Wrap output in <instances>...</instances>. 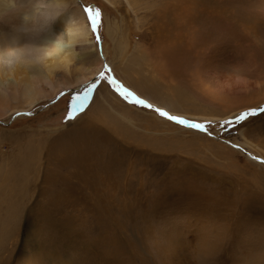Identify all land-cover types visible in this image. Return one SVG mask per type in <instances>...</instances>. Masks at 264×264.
<instances>
[{
    "label": "rangeland",
    "instance_id": "rangeland-1",
    "mask_svg": "<svg viewBox=\"0 0 264 264\" xmlns=\"http://www.w3.org/2000/svg\"><path fill=\"white\" fill-rule=\"evenodd\" d=\"M76 3L81 89L0 90V264H264V0Z\"/></svg>",
    "mask_w": 264,
    "mask_h": 264
},
{
    "label": "bare ground",
    "instance_id": "bare-ground-1",
    "mask_svg": "<svg viewBox=\"0 0 264 264\" xmlns=\"http://www.w3.org/2000/svg\"><path fill=\"white\" fill-rule=\"evenodd\" d=\"M67 2L75 8L64 9L56 18V12ZM40 4V0H0V22L5 23L0 26V90L10 96L19 95L26 105L19 109L30 108L44 97L49 91L43 86L56 91L75 82L77 90L81 89L84 82L79 77L83 74H74L80 68L87 72L98 66L94 53H86V49L93 48L91 30L85 10L76 0H52L44 4L47 9H39ZM78 160L71 159L74 177L83 180L91 163ZM101 175L109 180L104 172ZM104 183L110 186V182ZM204 241L208 243L206 238Z\"/></svg>",
    "mask_w": 264,
    "mask_h": 264
},
{
    "label": "snow or ice",
    "instance_id": "snow-or-ice-1",
    "mask_svg": "<svg viewBox=\"0 0 264 264\" xmlns=\"http://www.w3.org/2000/svg\"><path fill=\"white\" fill-rule=\"evenodd\" d=\"M86 11L89 12V16H90V19H91L92 29H93V31H95L96 30V27H97V23H98L97 17L99 16V13L97 12L95 16H92L90 9L89 10H86ZM89 91H91V89H89ZM126 95H131V93H127ZM136 103L144 104L145 102L143 100H137ZM146 106L149 107V108L152 107V105H150V104L149 105H146ZM156 111L159 113V115H161L162 117H167L169 120H177L178 119L175 116H169L167 112L162 111L159 108H157ZM261 111H264V109H261ZM251 114H254V113H251ZM246 115H248V113L242 114L239 117V119L240 120H243ZM178 122L181 123V124H186L187 123V121H184V120H178ZM189 126L190 127H194V128H202V125H198V124H191Z\"/></svg>",
    "mask_w": 264,
    "mask_h": 264
}]
</instances>
